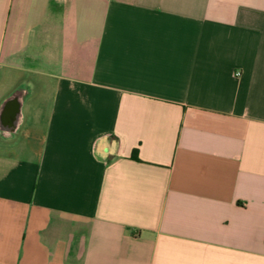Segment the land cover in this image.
Instances as JSON below:
<instances>
[{
	"label": "crops",
	"instance_id": "obj_1",
	"mask_svg": "<svg viewBox=\"0 0 264 264\" xmlns=\"http://www.w3.org/2000/svg\"><path fill=\"white\" fill-rule=\"evenodd\" d=\"M0 264H264V0H0Z\"/></svg>",
	"mask_w": 264,
	"mask_h": 264
},
{
	"label": "trees",
	"instance_id": "obj_2",
	"mask_svg": "<svg viewBox=\"0 0 264 264\" xmlns=\"http://www.w3.org/2000/svg\"><path fill=\"white\" fill-rule=\"evenodd\" d=\"M132 159L136 161H140L138 157V150H135L132 154Z\"/></svg>",
	"mask_w": 264,
	"mask_h": 264
}]
</instances>
